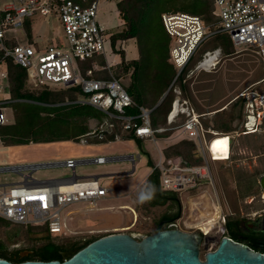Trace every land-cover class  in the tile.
<instances>
[{"label": "built area", "instance_id": "1", "mask_svg": "<svg viewBox=\"0 0 264 264\" xmlns=\"http://www.w3.org/2000/svg\"><path fill=\"white\" fill-rule=\"evenodd\" d=\"M212 1L213 15L217 17L216 25L219 27L216 31H211L210 26L204 25L198 16L181 12L162 14L163 27L171 39L170 58L175 66L181 70L200 44L217 32L227 34L235 49L253 51L264 66V0ZM51 16L59 22V37L41 44L32 36H27L26 22L31 24L36 17L47 21ZM17 32L23 33L25 43H19L16 35H7ZM110 37L111 33L98 22L97 0H8L0 5V50L4 58H10L25 70L26 83L40 90L78 87L83 96L71 103L88 105L106 117L103 123L90 127L78 139L77 143L81 145L102 142L108 135L116 140L120 136L113 133L116 128L121 134H132L137 139H153L155 133L165 131L164 128L152 129V110L137 105L120 81L111 75L110 68L116 63L112 57ZM8 42L14 44L8 45ZM100 55L106 59V66L99 67L93 63L92 70H88L84 76L80 63ZM202 60L212 67L217 63V58L210 52L204 54ZM103 69L109 71L110 79L93 77V71ZM3 77L6 79V73ZM238 97L243 99L241 123L238 130L227 133L205 128L201 118L209 113L198 114L186 100L175 99L167 116L168 125L181 122L176 130L194 144L200 164L191 165L182 159L169 158L157 162L152 169L159 173L161 191L177 192L187 202L180 217L168 227L184 232L196 231L205 242H212L215 246L222 237H226L228 215L216 191L210 163L230 161L237 136L264 133V77ZM12 102L6 98L0 99V126L9 123L6 110ZM131 108L136 111L130 113ZM223 150L225 159L217 160L221 158L219 155ZM108 161V157L96 156L0 168V172H13L22 178L21 182L2 185L0 218L11 225L44 229L53 237L66 235V215H63V211L73 204L94 205L109 191L100 184L102 176L81 177L77 175L76 168L100 166ZM51 168H65L70 174L55 179L32 177L37 170ZM203 181L212 189V194L204 187ZM194 190L203 194L201 197L208 208L202 206L200 201L191 202L190 193ZM206 208L210 217L206 219L207 229L202 230L197 225V218Z\"/></svg>", "mask_w": 264, "mask_h": 264}, {"label": "rangeland", "instance_id": "2", "mask_svg": "<svg viewBox=\"0 0 264 264\" xmlns=\"http://www.w3.org/2000/svg\"><path fill=\"white\" fill-rule=\"evenodd\" d=\"M5 1L0 0V5H3ZM104 2V7L98 11V22L107 32L111 34L120 32L123 29L122 18H118L115 11L112 9L113 3L117 0H100ZM158 5L163 3L164 9L180 12H188L186 8L182 9V5H178L180 0H158ZM188 2V0H187ZM186 3V0H184ZM158 7V6H157ZM100 13V14H99ZM153 19L156 24L159 23L155 13H153ZM108 21L111 25L110 28H105L108 25ZM33 38L40 42L51 41L61 35V28L59 22L55 17L49 18L44 21L40 17H36L32 20ZM31 22V23H32ZM122 27H121V25ZM153 35L148 38H144L143 43V59L139 63L138 74L136 78V88L139 90L143 88L148 82L150 73H157V77L160 79L161 73H164L165 69L162 67V57L164 54L165 44L169 41V37L163 32L162 27H158V32L152 31ZM8 36L16 35L19 43H25V37L22 32L13 34L7 33ZM47 43V42H46ZM122 43L118 42V48L122 49ZM133 45V46H132ZM131 46V47H130ZM135 46V48H134ZM125 53L128 58H132V54L136 52V42H126L124 46ZM210 52V55L217 58V63L212 68L210 67L209 73L202 69L196 70L192 67L187 75H185V81L183 84L186 88V95L189 101L194 105V109L200 112L209 113L207 117H203L204 122L215 129V126L219 122L228 123L230 120V131L238 130L241 123V108H239V101L229 105L224 111L225 113L215 114L219 111L221 106L234 100L240 93L247 88L253 86L258 80L264 77L263 63L258 60L255 53L251 50L235 49L232 45L228 51L233 54L226 55L219 49ZM217 51V52H216ZM138 54V53H137ZM117 54L112 56L114 59ZM203 59V57H202ZM112 60V59H111ZM162 68V69H161ZM121 72L117 74V78L126 86L130 82V73ZM6 73L4 67L0 66V99L5 98L8 95V89L5 88L7 84L3 79V75ZM176 77V76H175ZM175 80H173L174 82ZM10 85V82H8ZM36 90L31 85L25 82V90ZM54 92H63L58 88H54ZM179 88L175 85L173 87V94L176 97H180ZM13 102H27L24 100H12ZM60 103L54 104L59 105ZM53 105V106H54ZM6 110V115L9 120L8 125L16 123V119L19 113H15L10 105ZM242 114V113H241ZM42 118L48 116L47 113H41ZM51 118L54 117L50 115ZM234 116L233 119H231ZM106 118V117H105ZM104 118V120H105ZM89 119L87 121L88 127L99 125L104 122ZM92 122V125L90 124ZM38 123V122H37ZM217 130V129H215ZM5 146L4 144H1ZM0 147V168L10 167L24 164H36L72 159H84L92 158L96 156H83V145L77 143L73 139L67 141L53 142V144H34L29 146H5ZM189 150L181 149V152ZM167 150L166 152H168ZM209 156L208 150L206 151ZM170 153V152H168ZM42 154L44 156H42ZM226 154L219 155L221 157L218 160L225 159ZM143 157L141 156L140 162L135 164V173L126 177H115L109 179L108 175L123 172V170L132 169L129 161L119 162L114 165H85L76 168L78 176L86 175H98L102 176L100 184L103 187H116L117 192L115 196L125 195L128 196L123 199H113L106 202H96V204H73L67 207L63 211V215H66V235L53 237L49 235L44 229L41 228H25L22 226H15L11 224L0 223V240L4 244L7 252L20 253L21 255L35 252L41 247H45L46 251H52L53 247L50 243H54L60 246L69 247L73 244L80 245L85 241L101 238L108 234L119 232V230L112 231V228L126 227L131 224L132 217L129 208H119L123 204L133 208L134 205H138L139 216L136 226L132 228L128 227L129 231H122L128 233L133 237L140 239L143 236L148 235L153 229L157 228L156 218L145 219L144 216L148 214L147 204L149 201V194L142 190L143 187H139L141 180L148 174L149 168L141 166ZM210 169L213 176L216 191L220 197L224 212L230 217L229 221L235 218L238 213L240 216L243 214H250L257 212L264 208V199L261 198L264 195V189L259 184V179L264 175V133L258 134H246L239 135L233 142V155L230 161L217 163L211 162ZM69 170L65 168H51L40 169L32 174L36 179H55L64 178L69 176ZM22 178L13 172H0V191L3 189L2 185H10L17 182H21ZM204 187L207 188L210 194L212 189L207 186V182L203 181ZM137 188V189H136ZM204 189V188H203ZM206 190V189H204ZM148 191V190H147ZM194 190L190 193L191 202L201 201L202 206L208 208L207 202L201 197L203 194ZM146 200V204L142 205V201ZM184 199V198H183ZM194 199V200H193ZM253 199V202L249 203ZM186 206H182L180 203V213ZM201 212L204 213L207 211ZM135 209V208H134ZM155 216H160L164 209L157 208ZM70 214L68 215L67 213ZM167 212V209H166ZM201 224L203 230L207 229L206 221L198 222ZM197 224V225H199ZM196 225V226H197ZM131 229V230H130ZM121 232V231H120ZM154 233V232H153ZM212 242H205L200 247V259L203 260L207 252L213 251L215 245ZM74 250V249H71Z\"/></svg>", "mask_w": 264, "mask_h": 264}, {"label": "trees", "instance_id": "3", "mask_svg": "<svg viewBox=\"0 0 264 264\" xmlns=\"http://www.w3.org/2000/svg\"><path fill=\"white\" fill-rule=\"evenodd\" d=\"M158 2V0H118L116 2L117 11L119 12V16L120 18H122L123 21V29L120 32L111 34L109 43L112 54H117L121 60L119 63L115 64L110 68V72L115 79H118V73H121L122 71L128 72L129 69H132L130 73V82L127 86L122 83L120 79L118 80L122 84L125 91L130 95V97L137 105L152 110L150 113L151 127L153 130L164 128L165 131L155 133V135L163 137L168 135L173 129L178 128L181 123H175L172 125H168L166 123V117L168 116L171 104L175 99V96L173 94V87L176 85L181 92L180 95L183 94L181 96V99L186 100L193 108H195L194 105L190 103L189 98L185 94L187 88L183 84V82L185 81V75H187V73L192 67H194V69L197 67V64L202 60V57L207 52H212L216 49H219L226 55H231L233 53L231 51H228L229 47L232 45L229 36L220 32L214 33L200 44V46L194 51L192 56L188 59V61L185 63V65L180 70L177 76L179 69L175 66V64L170 58L171 39L165 32L161 16L164 13L180 11L164 9L166 7L162 6L163 3H160L158 5ZM178 5H182V9L186 8L187 6L186 9L189 13H181L198 16L202 20V23L204 25L210 26L209 28L211 31H216L219 28L216 25L217 17L213 15L214 5L212 0H188V2L186 0V3H184V0H180V3H178ZM153 13H155L158 18V24L154 22ZM159 26L162 27L163 32L167 35V37H169V41L165 44L164 54L162 57V67L163 69H165V71L164 73H161L160 79L157 77V73L149 72L150 77L148 79V82L144 85L143 88H140L138 90L136 88V78L138 74L139 63L143 59L142 49L144 38H150L153 35L152 31L156 30L158 32ZM25 30L27 36L31 38V27L30 24L27 22L25 24ZM130 39H133L136 42L138 58L127 61L125 60L124 50H120V48H118V42L121 43L122 41H128ZM11 43L14 44V42H8V45H11ZM258 60L260 59L258 58ZM93 63L97 64L99 67H105L106 59L100 55L92 58L91 60L81 62V73L84 76L88 70H92ZM0 66L4 67L7 76L5 79L7 82L5 88L8 89V95L5 98L9 100H24L33 102H12L9 104L16 114L19 113L16 119L19 116L20 118H18L16 120V123L12 125H8V123L4 126H0L1 144H4L5 146H24L29 144H45L58 141H67L71 139L78 142V139L89 131V127L87 124V121L89 119H95L100 122L104 120L105 116L94 108L88 105L71 103L78 99V97L83 96L81 90L78 87L62 90L63 92L61 93L54 92L51 90L40 89L38 91L30 89V91H27L25 90V70L15 65L10 58H4L3 52L1 50ZM92 74L93 77L96 79H110L109 71L106 69L93 71ZM173 80L175 81L173 82ZM8 82H10V85ZM172 82L173 84L171 88L169 89L164 99L160 102L161 97H163V95L166 93L167 89L169 88ZM237 101H239V108H241L242 113L243 99L240 97H236L234 100H230L229 102L221 106L220 110H217L215 114L218 115L219 113H225L224 111L228 108V106L236 103ZM57 103L60 104L54 105ZM135 111V108H131L129 112L131 113ZM195 111L198 114H208L200 112L199 109L198 111L195 109ZM41 113H47L48 116L46 118H42ZM241 113L240 116L242 115ZM53 114L54 117L51 118L50 115ZM204 117H207V115H205ZM233 118L234 116L231 119ZM201 121L205 128H211L207 122H204L203 118H201ZM229 122H231V120ZM229 122H219L215 126V129L217 130L213 128L211 129L217 132L227 133L230 131ZM113 133H118L128 140L137 141V138H135L132 134H121L118 128L113 130ZM113 138L114 137L112 135H108L102 142L111 141ZM102 142L95 141V143ZM187 147L189 148V150H186L185 153L181 152V149H186ZM167 150H169L168 152L170 153L166 152ZM174 154L180 155L184 163H188L191 165L200 164L195 155L194 144L190 141L183 140L177 145L166 149L164 152V155L167 157ZM147 165L150 168H154V165L149 159L147 161ZM145 190V192H147L149 195L153 194L154 196L158 195V192L159 195L170 194L168 197H165L164 200L171 202L176 201L179 206V193L164 192L160 190L159 173L156 169H154L149 175L146 181ZM151 197L152 196H150L149 199ZM177 216L180 217V206L177 209L176 213L170 215H163L157 221V228L160 223L166 222L161 224L160 228L167 229L168 225L175 223V220L178 218ZM229 217L230 215L227 217L225 228L226 231L231 233V220L229 221ZM0 223L8 224V222L4 221L1 218ZM157 228L153 229V231H151L149 234L155 232ZM94 240L85 241L83 244L80 245L73 244L69 247L50 243V245L53 247L52 251H46L45 247H41L35 252H30L29 254H27V256H22L20 253L7 252L4 244L0 240V259H5L12 263H19L23 261H60L62 258V252L73 251L71 249L80 250Z\"/></svg>", "mask_w": 264, "mask_h": 264}, {"label": "water", "instance_id": "4", "mask_svg": "<svg viewBox=\"0 0 264 264\" xmlns=\"http://www.w3.org/2000/svg\"><path fill=\"white\" fill-rule=\"evenodd\" d=\"M224 153L223 150L222 155ZM259 184L264 189V175L260 177ZM163 223L158 225L154 233L140 239L124 232L103 236L80 250L62 252V261L12 263L0 259V264H264L263 254L253 252L226 237H222L216 249L207 252L201 260L200 245L205 239L198 232H184L175 227L161 229Z\"/></svg>", "mask_w": 264, "mask_h": 264}, {"label": "crops", "instance_id": "5", "mask_svg": "<svg viewBox=\"0 0 264 264\" xmlns=\"http://www.w3.org/2000/svg\"><path fill=\"white\" fill-rule=\"evenodd\" d=\"M107 1L108 0H106V2ZM97 2H98V11H100V8L104 7V2H102L100 0H97ZM112 9L115 11V13L117 14L118 18L120 19L119 12L117 11L115 2L113 3ZM120 21H122V19H120ZM32 24H33V22L30 24L31 36L33 38ZM106 24L108 26L105 27V28H110L111 27V25H109L110 23L108 21H106ZM121 27H122V25H121ZM33 40H35L36 42L41 43V44H45L46 42H48L46 40L44 42H40L39 40L34 39V38H33ZM129 41L132 42L133 39L121 42L123 50L125 49L124 46L126 47V42H129ZM134 48H135V46H134ZM124 52H125V50H124ZM213 52H215V51H213ZM137 53H138V51L136 50V52H134L132 54L133 55L132 58H128L126 53H125V60L130 61V60H133V59H137L138 58V54ZM113 60L117 64V63L120 62L121 59L117 55L115 59L113 58ZM201 63H203V62H201ZM198 65H200V64L199 63L197 64L196 70H200V68H198L199 67ZM206 67H208L207 64H206ZM210 67H212V66H209V68ZM202 70L206 71L207 73H209V70H205L204 68ZM179 98L180 97H176L175 99H179ZM171 106H172V104H171ZM171 109L172 108H170V111H171ZM166 123L168 124L167 117H166ZM90 124L92 125V122H90ZM90 127H93V125L90 126ZM183 140H185V139L183 138L182 134L180 133V131H178L176 129H173L168 135L163 136V137H160L158 135H154L153 139H137V141L128 140L124 136L120 135L118 137V139H116V140L112 139L111 141H106V142H102V143L93 142L92 144L83 145L82 146L83 147L82 154H83V156L88 155V156H105V157H108L109 161L106 164H104V165H107V166L114 165V164H117L119 162H124V161H129L131 163L132 169L123 170V172H117V173L109 174L108 175L109 179H114L115 177H126V176L133 175L135 173V170H136L135 164H136V162H140L141 156H142L143 157V161L141 162L142 165L138 166V167H139V169H142V166L148 167L149 168V172L141 180L140 185L137 188L139 189V187H143L142 190H144L145 189V185H146V181H147L149 175L152 173V169H153V168H150L147 165L148 159L152 162L153 165H155L157 162H159L161 160H164V159H169V158L170 159H174V160L175 159H181L180 155H175V154L174 155H170L169 157H167V156L164 155V152H165L166 149L177 145L178 143H180ZM42 144H44V143H42ZM45 144H53V143H45ZM31 145H34V144H31ZM1 146H3V145H1V143H0V147ZM24 146H29V145H24ZM3 147H5V146H3ZM144 154H146V155H144ZM42 156H44V155L42 154ZM77 160H82V159H77ZM104 165H100V166H104ZM91 176H97V175H86L85 174L84 176H81V177H91ZM107 188L109 189V191L106 194V196L104 198L98 200L97 202H106L108 200H113V199L114 200L115 199L123 200V199H125L128 196V194L115 196L114 193L117 192V188L116 187H111V186H109ZM169 195H165V194L164 195H160V196H159V194L156 195V196H154L153 194L149 195V197L150 196H152V197L149 199V201H147L148 202V204H147V208H148L147 212H148V214L146 216H144L145 219L156 218V220L158 221L165 214L170 215V214L176 213V211L178 209L177 202L176 201H172L171 202V201H165L164 200L165 197H168ZM183 198L184 197L182 195H180V194L178 195L179 206H180V203L182 204V206H186V204H187L186 199L185 198L183 199ZM147 202L144 199L142 201V205L144 204V206H145V204ZM119 208H129V210L131 211L130 213H131V217H132V222H131L130 225H128L126 227L112 228V231H115V230H119V232L120 231L121 232L122 231H129L128 227H131L132 225H134V226H132V228H133V227L136 226V223L138 221V216H139V212H138L139 207H138V205H134V207L131 208L128 205L123 204L121 206H118V209ZM157 208H160V209L163 208L164 209V212H162L160 214V216H155L156 212H154V210L158 211ZM166 209H167V212H166Z\"/></svg>", "mask_w": 264, "mask_h": 264}, {"label": "flooded vegetation", "instance_id": "6", "mask_svg": "<svg viewBox=\"0 0 264 264\" xmlns=\"http://www.w3.org/2000/svg\"><path fill=\"white\" fill-rule=\"evenodd\" d=\"M251 202H253V199L249 203ZM234 217L230 222L231 233L226 231V238L246 246L253 252L264 255V208L257 212L243 214L242 216L238 213ZM203 243L205 242L202 241L201 245ZM60 261H62V258Z\"/></svg>", "mask_w": 264, "mask_h": 264}, {"label": "bare ground", "instance_id": "7", "mask_svg": "<svg viewBox=\"0 0 264 264\" xmlns=\"http://www.w3.org/2000/svg\"><path fill=\"white\" fill-rule=\"evenodd\" d=\"M206 59H207V55H206ZM214 59V58H213ZM215 60V59H214ZM179 62H182V60L180 61L179 60ZM201 62H203L202 60L199 62V64L200 65H198L199 67L198 68H204L205 70H209L210 68H209V66H212V65H208V67H206V64H205V62H203V63H201ZM176 105V104H175ZM177 106V105H176ZM175 113V112H174ZM194 200V199H193ZM201 202V201H200ZM70 214V213H69ZM68 214V215H69ZM210 216H209V214H208V212H205V213H203V214H201L200 216H199V218H197V222H200V221H206V219H208ZM202 224V223H201ZM201 224H199L198 226H201ZM202 228V227H201ZM203 230V229H202Z\"/></svg>", "mask_w": 264, "mask_h": 264}]
</instances>
